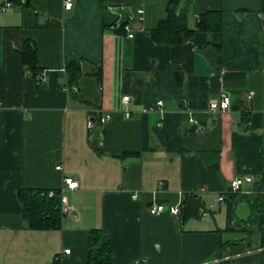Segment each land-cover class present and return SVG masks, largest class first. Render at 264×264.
Here are the masks:
<instances>
[{
	"label": "crops",
	"instance_id": "obj_1",
	"mask_svg": "<svg viewBox=\"0 0 264 264\" xmlns=\"http://www.w3.org/2000/svg\"><path fill=\"white\" fill-rule=\"evenodd\" d=\"M64 1L13 0L0 12V264H87L94 229L109 237L113 260L104 264H264V224L260 232L250 223L242 201L251 216L228 231L218 202L248 175L251 193L240 196L264 194L262 0H190V29L210 11L221 13V29L180 45L147 34L169 0H72L68 11ZM25 41L43 88L22 64ZM72 63L82 75L70 91ZM221 95L230 109L210 112ZM65 177L78 188L64 193L72 209L61 227L26 228L18 191L60 189ZM188 195L207 207L201 219L182 225L180 214L148 212Z\"/></svg>",
	"mask_w": 264,
	"mask_h": 264
},
{
	"label": "trees",
	"instance_id": "obj_2",
	"mask_svg": "<svg viewBox=\"0 0 264 264\" xmlns=\"http://www.w3.org/2000/svg\"><path fill=\"white\" fill-rule=\"evenodd\" d=\"M11 1L13 2V0ZM99 1L103 2V0ZM189 1L169 0L167 17L159 22L156 29L147 32L155 45H180L192 37L197 30L211 33L221 29V13L215 11L200 15L197 19L196 28L190 29L187 23V3ZM261 14L264 27V0H262ZM123 27L124 24H121L119 26L116 25L114 28L119 31ZM18 53L25 71L32 77L36 87L43 88V70L39 66L34 44L25 41ZM64 75L66 78V86L70 91H73L82 75L81 67L76 63H72L65 68ZM49 191L53 192L52 197H48L47 194ZM18 199L22 205V219L26 228L47 230L59 229L61 227L64 217L60 212L61 192L58 189H22L18 191ZM242 201H246L252 210L250 223H257V229L261 232V227L264 224V194L255 196L253 203L247 196H240L239 194L226 195V230H232L231 224L235 220V206ZM242 230L244 231V228ZM112 260L113 254L108 235L100 229L91 230L87 247V264H104Z\"/></svg>",
	"mask_w": 264,
	"mask_h": 264
},
{
	"label": "built area",
	"instance_id": "obj_3",
	"mask_svg": "<svg viewBox=\"0 0 264 264\" xmlns=\"http://www.w3.org/2000/svg\"><path fill=\"white\" fill-rule=\"evenodd\" d=\"M12 6V1L11 0H0V12H5L6 10H8L9 8H11ZM73 6V2L72 0H65L64 1V10L68 11L72 8ZM140 18L142 16V11L138 12ZM130 38H132V35H129ZM254 93L253 92H248L246 98L247 100H251L253 97ZM122 101L124 104L128 103V97H123ZM157 107H161L162 106V102L159 101L156 104ZM230 109V99L227 95H221L219 100H213L209 102L208 105V110L212 113H217V112H227ZM129 111L126 110L125 111V116L129 117ZM111 116L108 114L102 115L100 116L98 122L103 125L106 122H108L110 120ZM190 124L192 125H197V121L194 120L192 117L189 119ZM94 126V122L91 119H88L87 121V127L88 129H92ZM57 170H61V166L58 165L56 166ZM254 181V178L251 175L245 176V177H241V178H236L234 179L230 185H229V190L228 193L229 194H239V195H246V194H250L251 192L247 189H245V185H251ZM63 183L65 185V187H61L60 189H58L61 192V204H60V212L62 214V216H66L71 212V205L69 203V201L67 200V198L65 197V191L66 190H75L78 188V183L73 180L70 177H65L63 179ZM264 193V191H263ZM48 197H52L53 196V192L49 191L48 192ZM132 198H136V196H132ZM225 199H226V195H220L218 197V202L223 204L225 203ZM181 206L182 203H179L175 206H170L169 208L166 207L165 205H155V206H151L150 208H148V212L150 215H154V216H158L160 214H162L164 211L169 210L171 215L174 216H178L180 214V210H181ZM70 250H64L63 253L64 254H69Z\"/></svg>",
	"mask_w": 264,
	"mask_h": 264
},
{
	"label": "water",
	"instance_id": "obj_4",
	"mask_svg": "<svg viewBox=\"0 0 264 264\" xmlns=\"http://www.w3.org/2000/svg\"><path fill=\"white\" fill-rule=\"evenodd\" d=\"M180 223L182 225L189 219H201L207 214L208 209L200 198L193 195L186 197L185 203L180 210ZM251 216V210L246 203H240L235 209V217L240 221H247Z\"/></svg>",
	"mask_w": 264,
	"mask_h": 264
}]
</instances>
